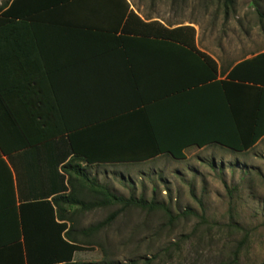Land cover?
I'll return each mask as SVG.
<instances>
[{"label":"trees","instance_id":"trees-1","mask_svg":"<svg viewBox=\"0 0 264 264\" xmlns=\"http://www.w3.org/2000/svg\"><path fill=\"white\" fill-rule=\"evenodd\" d=\"M234 1L225 0L224 7L228 9ZM16 2L23 3V12H17L14 3L3 13L4 17L20 19L10 21L9 29L12 32L22 28L26 34L24 42L28 41L30 46L34 34V43L39 45L44 62L52 58L54 51L58 59L64 56L77 61L68 52L74 44L72 40L77 42L82 37L81 31L113 30L114 35L119 33L113 37V43L121 48L120 53L128 57L127 51H135L152 62L167 61L180 66L185 77L182 86L168 92V96L176 95L169 99L168 107L164 101L146 105L138 117L129 119L127 128L118 127L123 119L80 117L76 101L66 107L73 112L72 117L38 119L34 114L18 115L11 110L12 103L0 99V109L6 111L0 110V152L3 156L18 152L28 155L34 149V164L45 169L50 179L58 178L52 181L50 200L43 195L41 200L34 198L15 209L16 229L11 235L15 242L23 237L26 264H92L72 262L73 254L83 246L78 237L95 234L117 213L78 232L73 225L74 213L109 204L148 206L143 200L110 194L95 178L89 177L88 170L93 165L139 163L161 156L183 160L187 149L211 146L244 153L264 137V121L255 119L247 125V120L240 116L237 96L239 88L257 89L256 107L264 106V53L239 61L224 81H217V64L197 50L192 27L172 29L157 21H143L126 0ZM98 21L105 26L100 27ZM63 134L67 140L56 141L53 147L46 143ZM41 148L45 149V157L40 156ZM73 209L77 211L71 213Z\"/></svg>","mask_w":264,"mask_h":264},{"label":"rangeland","instance_id":"rangeland-1","mask_svg":"<svg viewBox=\"0 0 264 264\" xmlns=\"http://www.w3.org/2000/svg\"><path fill=\"white\" fill-rule=\"evenodd\" d=\"M126 1L145 20L192 27L197 47L223 68L264 51V0H235L228 9L225 0ZM88 172L110 194L148 206L71 210L77 232L117 213L90 237L79 235V263L264 264V139L244 153L191 148L183 160Z\"/></svg>","mask_w":264,"mask_h":264},{"label":"crops","instance_id":"crops-1","mask_svg":"<svg viewBox=\"0 0 264 264\" xmlns=\"http://www.w3.org/2000/svg\"><path fill=\"white\" fill-rule=\"evenodd\" d=\"M14 3L16 11L23 12V3L16 0L3 3L0 0V99L12 103L11 110L18 115L34 114L38 119L72 117L73 112L66 110V107L69 102L76 101L79 102L76 110L80 117L123 119L118 127L127 128L130 127L129 119L138 117L146 105L164 101L168 107L169 99L176 98L175 94L168 96V92L182 86L185 77L181 75V67L168 64L167 61L152 62L133 50L127 51L128 57L125 56L120 53L121 48L113 43V37L119 35H114L113 30L81 31L82 37L77 42L72 40L74 44L68 52L75 55L77 61L64 56L58 59L57 51L53 52L51 59L42 61L40 47L34 43V34L30 46L28 41L24 42L26 34L22 28L12 32L9 29L10 21L20 22L18 16L12 19L3 16ZM98 23L100 27L105 26L100 21ZM196 48L202 52L197 45ZM261 53L264 51L246 59ZM204 54L217 64V81H224L230 69L239 62L223 68L213 56ZM237 90L240 92L237 94L240 99L239 112L247 120L245 123L251 125L255 119L264 121V106L261 109L256 107L258 90ZM61 139L67 140V135L63 134L46 143L52 146ZM35 152L32 149L28 155H24L26 152H18L11 156H3L0 152V264H26L23 237L16 242L12 237L16 229L15 209L34 198L41 200L43 195L50 200L52 196L48 192L52 188V181H58L54 175L55 179H50L45 169L41 170L34 164ZM45 155V149L41 148L40 156ZM101 165H93L91 168ZM79 252L82 250L73 254L72 262L79 263Z\"/></svg>","mask_w":264,"mask_h":264}]
</instances>
